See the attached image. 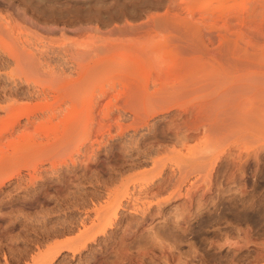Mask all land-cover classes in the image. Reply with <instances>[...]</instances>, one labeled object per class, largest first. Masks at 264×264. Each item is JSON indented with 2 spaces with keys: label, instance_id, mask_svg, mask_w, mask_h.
I'll use <instances>...</instances> for the list:
<instances>
[{
  "label": "rangeland",
  "instance_id": "rangeland-1",
  "mask_svg": "<svg viewBox=\"0 0 264 264\" xmlns=\"http://www.w3.org/2000/svg\"><path fill=\"white\" fill-rule=\"evenodd\" d=\"M180 1L0 0V264H264V0Z\"/></svg>",
  "mask_w": 264,
  "mask_h": 264
},
{
  "label": "bare ground",
  "instance_id": "bare-ground-1",
  "mask_svg": "<svg viewBox=\"0 0 264 264\" xmlns=\"http://www.w3.org/2000/svg\"><path fill=\"white\" fill-rule=\"evenodd\" d=\"M170 1H171V0H170ZM173 2H174V0H173ZM175 2H176V1H175ZM180 2H181L182 4H185V5L189 6L191 3H192V4H193V3H196V0H181ZM171 4H172V2H171ZM176 5H177V4H176ZM176 5H175V7H177ZM185 5H184V6H185ZM179 6H180V5H179ZM172 7H173V6H172ZM171 9H172V8H171ZM175 9H176V8H175ZM177 9L179 10L180 8L177 7ZM186 10H187V9H186ZM173 11H174V10H173ZM179 11H180V10H179ZM179 11H177V12H179ZM175 12H176V11H175ZM177 12H176V13H177ZM181 13H182V11H181ZM186 13H187V12H186ZM190 13H192V12H190ZM170 14H172V12H171ZM173 14H174V13H173ZM174 15H175V14H174ZM177 15H178V14H177ZM209 15H210V14H209ZM209 15H208V17H209ZM223 15H224V14H223ZM169 16H170V15H169ZM171 16H172V15H171ZM182 16H183V15L181 14V18H182ZM221 16H222V15H221ZM221 16H220V17H221ZM178 17L180 18L179 15H178ZM178 17L176 16V18H178ZM249 17H250V16H249ZM249 17H248V18H249ZM174 18H175V17H174ZM190 18H191V17H190ZM193 18H194V16H193ZM164 19H165V18H164ZM200 19H201V18H200ZM209 19H210V20H209ZM241 19H243V17L240 18V20H241ZM185 20H186V19H185ZM185 20H184V21H185ZM245 20H246V19H245ZM165 21H166V20H165ZM170 21H172V19H170ZM170 21L168 20V22H170ZM184 21H183V22H184ZM186 21H187V20H186ZM207 21L211 22L210 24H214V22H215L216 20H215V17H209ZM237 21H239L238 18H237ZM168 22H166V23H168ZM183 22H182L180 25L184 24V26H185L186 29H187V28L189 29V27H191V26H192L191 24L193 23L192 21H191V22H192L191 24H190V23H187V22H184V23H183ZM204 22H205V21H204ZM242 22H243V21H242ZM244 22H245V21H244ZM244 22H243V23H244ZM246 22H247V20H246ZM170 23H172V22H170ZM173 23L175 24L176 22L174 21ZM173 23H172V24H173ZM205 23H206V22H205ZM226 23L228 24V22H226ZM229 23H231V21H230ZM237 23H238V22H237ZM177 24H179V22H177ZM210 24H209V25H210ZM225 25H226V24H225ZM203 26H204V25H203ZM193 27H194V26H193ZM193 27H192V28H193ZM228 39H230V38H227V39H226L227 42H232L231 40H233V39H231V40H228ZM211 41H212V39H211ZM231 44H232V43H231ZM229 45H230V44H229ZM28 125H29V124H28ZM72 127L74 128V126H71V128H72ZM73 128H72V129H73ZM6 172H7V171H6ZM43 213H44V212H43ZM81 222H82V221H81ZM25 223H26V222H25ZM97 226H98V225H97ZM95 227H96V226H95ZM95 227H94V228H95ZM29 228H30V227H29ZM58 231H59V230H58ZM101 234H102V233H101ZM77 240H79V239H77ZM75 242H76V239H75ZM72 244H73V243H72ZM63 246L65 247V245H63ZM66 246H69V245L67 244ZM72 246H73V245H72ZM61 247H62V246H61ZM59 250H60V249H59ZM55 253H56V252H55ZM47 260H49V259H47ZM47 260H46V261H47ZM50 261H51V260H50Z\"/></svg>",
  "mask_w": 264,
  "mask_h": 264
}]
</instances>
